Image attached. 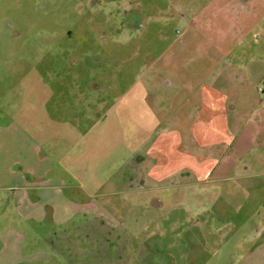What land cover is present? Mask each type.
Returning <instances> with one entry per match:
<instances>
[{
	"label": "crops",
	"instance_id": "0c3cea01",
	"mask_svg": "<svg viewBox=\"0 0 264 264\" xmlns=\"http://www.w3.org/2000/svg\"><path fill=\"white\" fill-rule=\"evenodd\" d=\"M231 52L245 54L241 76L199 81L189 134L163 129L128 143V157H111L126 149L116 145L106 159L95 124L74 127L96 138L75 157L34 135L49 127H1L0 264H121L132 239L158 264H264V47ZM71 212L84 216L76 227Z\"/></svg>",
	"mask_w": 264,
	"mask_h": 264
},
{
	"label": "rangeland",
	"instance_id": "374dc122",
	"mask_svg": "<svg viewBox=\"0 0 264 264\" xmlns=\"http://www.w3.org/2000/svg\"><path fill=\"white\" fill-rule=\"evenodd\" d=\"M255 46L264 47V0H0V128L49 127L33 134L75 157L96 138L74 127L95 124L106 159L116 145L126 149L111 157H128V143L163 129L189 134L199 81L215 70L240 77L244 59L235 58L245 54L226 52ZM71 213L76 227L84 216ZM69 234L74 244L84 238L81 228ZM136 240L117 250L129 254L121 264H158Z\"/></svg>",
	"mask_w": 264,
	"mask_h": 264
}]
</instances>
